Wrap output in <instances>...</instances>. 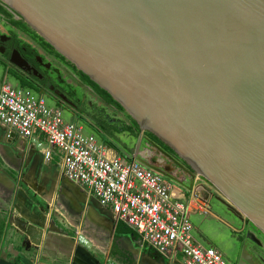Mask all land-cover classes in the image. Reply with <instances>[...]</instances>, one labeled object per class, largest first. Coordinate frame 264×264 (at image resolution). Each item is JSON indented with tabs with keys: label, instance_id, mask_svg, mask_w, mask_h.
I'll return each instance as SVG.
<instances>
[{
	"label": "water",
	"instance_id": "1",
	"mask_svg": "<svg viewBox=\"0 0 264 264\" xmlns=\"http://www.w3.org/2000/svg\"><path fill=\"white\" fill-rule=\"evenodd\" d=\"M0 2L170 147L189 185L144 166L182 191L197 176L264 238V0ZM12 221L37 243L34 226Z\"/></svg>",
	"mask_w": 264,
	"mask_h": 264
},
{
	"label": "crops",
	"instance_id": "2",
	"mask_svg": "<svg viewBox=\"0 0 264 264\" xmlns=\"http://www.w3.org/2000/svg\"><path fill=\"white\" fill-rule=\"evenodd\" d=\"M0 23L1 29L6 24L1 16ZM3 81L16 89L30 90L13 76L0 55ZM81 88L77 89L82 105L78 112L63 110L31 93L48 108L59 110L65 123H73L84 136L95 138L109 157L128 161L149 152V132L142 130L118 102L114 100L121 108ZM45 149L44 137L38 132L30 139L16 134L8 137L7 127L0 123V264H183L181 258H163L141 246L138 235L116 221L109 207L100 205L86 187L64 176L55 151L49 161L45 160ZM178 179L189 185L186 175ZM192 183L191 189H176L174 193L186 202L196 191L205 206V210L189 214L195 242L218 251L226 264H264V238L251 230L246 219H238L218 202L214 190L198 184L196 178ZM12 218L35 227V234H39L36 244L23 245Z\"/></svg>",
	"mask_w": 264,
	"mask_h": 264
},
{
	"label": "built area",
	"instance_id": "3",
	"mask_svg": "<svg viewBox=\"0 0 264 264\" xmlns=\"http://www.w3.org/2000/svg\"><path fill=\"white\" fill-rule=\"evenodd\" d=\"M0 123L8 137L30 139L38 132L46 142L44 158L55 151L64 176L86 187L100 205L109 207L139 237L141 246L183 264H226L212 248L197 244L189 214L205 210L198 192L186 202L177 198L179 187L139 162L137 155L126 161L109 157L95 138L84 136L73 123H65L59 110L48 108L30 90L0 82ZM197 183L200 179L195 176Z\"/></svg>",
	"mask_w": 264,
	"mask_h": 264
},
{
	"label": "flooded vegetation",
	"instance_id": "4",
	"mask_svg": "<svg viewBox=\"0 0 264 264\" xmlns=\"http://www.w3.org/2000/svg\"><path fill=\"white\" fill-rule=\"evenodd\" d=\"M0 5L5 9L2 4ZM0 16L6 23L0 29V55L5 60L11 59L20 64L23 69V71H20L21 75L13 71V76H17L18 80L24 82L30 88V91L41 95L48 103H56L63 110L71 112L82 111L81 99L75 96V90L78 92V88L84 87L93 95L101 97L78 76L76 73L78 71L72 70L71 66L35 42L26 31L11 26L8 18L4 15L0 14ZM15 51L18 52V55ZM149 133L155 136L153 133ZM156 138L159 141L155 140L152 136L146 138L149 152L137 154V159L140 163L144 161L154 168L162 170L177 182H180L178 178L187 173L181 171L176 164L180 163L189 169L188 166L179 159L178 155L170 147L158 137ZM152 151L154 152L153 155L150 154V152L153 153ZM171 182L174 183L173 181Z\"/></svg>",
	"mask_w": 264,
	"mask_h": 264
},
{
	"label": "trees",
	"instance_id": "5",
	"mask_svg": "<svg viewBox=\"0 0 264 264\" xmlns=\"http://www.w3.org/2000/svg\"><path fill=\"white\" fill-rule=\"evenodd\" d=\"M0 14L4 15L6 18H8L9 24L11 26H14L15 28L22 29L26 31L33 39L35 42H37L39 45H41L43 48L48 50L50 53L54 54L57 58L60 60L64 61L66 64L71 66L72 70L76 72V69L73 65H71L69 62L65 61L64 57H62L60 54H58L49 44H47L42 38H40L34 31H32L22 20H15L13 16L0 5ZM83 81L91 86L95 92H97L100 96H102L106 101L113 103L117 105L118 107L119 104L116 103L111 96L104 90L98 87L94 82H92L86 75H84L82 72H76ZM121 108V107H120ZM150 136H152L155 140L159 141L155 136L149 133Z\"/></svg>",
	"mask_w": 264,
	"mask_h": 264
},
{
	"label": "rangeland",
	"instance_id": "6",
	"mask_svg": "<svg viewBox=\"0 0 264 264\" xmlns=\"http://www.w3.org/2000/svg\"><path fill=\"white\" fill-rule=\"evenodd\" d=\"M0 4H1V2H0ZM12 16H13V15H12ZM13 17H14V16H13ZM200 184H202L204 187H206L207 189H209V190H211V191H212V190H214V191L216 190L214 187H211L209 184H206L204 181H200ZM216 191H217V190H216ZM216 191H215V192H216ZM223 236H224V235H222L221 238H222ZM223 239H225V236L222 238V240H223ZM225 241H226V240H225Z\"/></svg>",
	"mask_w": 264,
	"mask_h": 264
},
{
	"label": "bare ground",
	"instance_id": "7",
	"mask_svg": "<svg viewBox=\"0 0 264 264\" xmlns=\"http://www.w3.org/2000/svg\"><path fill=\"white\" fill-rule=\"evenodd\" d=\"M24 9L26 8V7H24L23 5H21ZM27 9V8H26ZM35 16H37L36 14H35ZM38 20H40L41 22H43L44 23V25L46 26V24H45V22H44V19L43 18H41V17H39L38 18ZM70 44V43H69ZM68 44V45H69ZM73 52H75V50H72ZM156 152V151H155ZM148 156V155H147ZM162 156V155H161ZM160 157V156H159ZM166 161V160H165ZM157 162V161H156ZM169 163V162H168ZM170 165V164H169Z\"/></svg>",
	"mask_w": 264,
	"mask_h": 264
}]
</instances>
